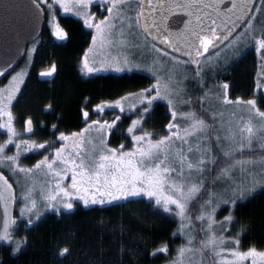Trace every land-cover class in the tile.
I'll return each instance as SVG.
<instances>
[{
	"label": "snow or ice",
	"instance_id": "snow-or-ice-1",
	"mask_svg": "<svg viewBox=\"0 0 264 264\" xmlns=\"http://www.w3.org/2000/svg\"><path fill=\"white\" fill-rule=\"evenodd\" d=\"M47 2V0H44ZM98 7H101L107 15L103 18L97 16L88 9L94 0H53L48 4V11L55 12V5H58L64 12H73L82 18L84 25L89 29H95L96 34L92 37L93 44L99 39L101 46L111 45L112 32L117 28V21L121 26L128 21L127 27L130 33L135 26L141 27L147 33L150 29H156L162 44L172 49L173 53L179 52L182 45H188L190 51L187 55L191 63L195 64V76L200 78V86L203 87L201 73L203 68L199 58L214 46L216 40L221 39L217 34L214 25L217 23L204 12L211 8L217 17L236 15L237 19L247 15L252 7V0H230L231 7L221 11L224 0H95ZM264 7V0L256 6V13ZM160 11L159 20L155 13ZM183 12L189 19L186 21L177 20L176 23H183V28L179 31L169 30V19L177 12ZM135 12L134 18L128 15ZM230 18V16H229ZM255 13L244 23L245 32L252 26ZM206 19L210 23H206ZM143 21V24L141 22ZM195 21V22H194ZM59 39H64L66 33L56 26L54 33ZM134 34V33H132ZM123 35V32H121ZM255 40V51L264 59V38ZM124 43V41H120ZM153 50L163 57H168L173 65V69L179 65H186L188 61L181 60L174 54H170L166 49L157 48L152 45ZM89 51H92L90 48ZM84 68L91 73L94 70L89 66L88 57H84ZM117 71L121 68L117 67ZM152 71V69H149ZM55 71L52 66L50 71L41 72V76H50ZM3 75V73H0ZM155 83L149 88L143 89L134 95L139 101L142 111L139 118L132 121L127 129L131 135V146L126 149L124 144L117 148L110 147L106 134L114 128L120 116H116L112 123L107 120H92L91 124L80 132L72 133L71 136L61 133L59 141L61 146L55 147L54 154L43 155L34 168L19 166L21 145L26 150L45 149V144L29 143L27 140H20L16 143V155H5L7 144L14 143L17 135L16 129L12 126L13 114L11 111V101L15 99V93L19 91L18 77H13L12 82L5 89L0 90V117H7L4 123H0V129H6L8 140L5 145H0V163L10 161L14 170L24 173L26 177H31L34 170L41 172L47 179L44 181V189L41 190L46 208L56 211L63 209L71 210L75 201H82L85 206L89 204H105L127 199L128 197L146 196L154 198L156 206L163 209L165 213H175L180 219L178 229L187 239V244L177 250V257L172 264H245L251 259V264H264V251H257L256 248H249L241 251L240 240L226 238L223 232L228 230V225L233 221L230 214L224 221H217L215 213L219 203L235 204L236 199L244 196L246 192L253 191L257 185L264 186V175L255 178L253 170L255 166H260V171L264 173V156L259 160L251 157L244 158L245 149L252 150L253 141L256 140L261 149H264V111L258 107L256 99L243 101L239 98L235 103H245L251 110H255L254 115L259 117V125L253 124L249 119L247 123L239 127L238 132L228 130V134L221 136L219 131H214V125L208 123L204 116L198 115L195 109L191 108L192 99H185L182 95V80L176 78V72L170 70L165 75H159L157 71H152ZM187 79V77H184ZM225 92L222 97L218 96L223 104H232L233 101L227 95L228 85L224 84ZM259 87V85H258ZM208 97V92L199 97L198 101L203 112L208 113L213 121L216 120V113L209 112L204 108V101ZM129 97H123L127 100ZM158 101H166L171 115V121L166 125L167 134L158 139L152 138V133L147 132L142 127L144 117L153 109ZM178 105H188L187 111L178 109ZM118 108L121 113L125 111V106L121 100L114 104H100L96 107V112L103 113L105 108ZM135 103L129 105V109H135ZM85 120L88 119V112L83 113ZM32 120L28 119L27 131L32 132ZM55 128V125L53 126ZM94 130L97 136L95 141L87 139L86 133ZM140 131L142 134L137 135ZM259 133V135H258ZM239 137V139H237ZM71 141L72 150H68L67 143ZM224 141L229 142V147L225 148ZM91 144L90 150L85 145ZM219 149L223 157L231 159L227 167L220 168L219 174L214 177L212 184L223 180L229 183L232 195L227 199H220L215 202L217 193L212 185L205 184L206 174L211 171L210 165L217 164V157L213 155L212 146ZM234 144L233 148L231 145ZM49 148L54 145L49 144ZM236 152L241 153L239 159ZM225 163V161H221ZM246 172L249 176H254L250 185L245 186L244 180H237L233 176L236 168ZM70 176V183H65ZM0 180H4L5 187L0 190V199L16 200L12 192V185L0 174ZM20 200L23 202L20 218L23 220L25 213H28L26 223H33L32 214L37 208L34 198V188L21 193ZM59 205V207H58ZM174 205L175 209L171 206ZM36 215V219H39ZM16 223V221H12ZM219 225V234L217 230ZM187 229V231H185ZM198 233L203 236L197 240ZM0 239L11 241L12 237L5 227V234ZM17 245L15 251H19ZM68 249H64L67 252ZM167 246L157 249V252H167ZM63 254V253H62ZM156 253H153L155 255Z\"/></svg>",
	"mask_w": 264,
	"mask_h": 264
},
{
	"label": "trees",
	"instance_id": "trees-1",
	"mask_svg": "<svg viewBox=\"0 0 264 264\" xmlns=\"http://www.w3.org/2000/svg\"><path fill=\"white\" fill-rule=\"evenodd\" d=\"M259 4L260 0L254 10ZM255 15L261 20L259 28L251 31L254 35L261 34L256 39L264 38V10ZM59 23L66 33V43L57 45L49 36L43 35L40 39L45 43L35 61V68L54 63L56 78L50 84L31 78L18 104L20 126L23 118L31 119L40 134L35 138L38 143L47 141L46 136H54L56 132L78 131L83 126L82 109L91 112L100 102L108 103L127 96L134 100L135 96L130 94L139 93L154 83L149 75L139 72L81 78L76 64L91 43V33L80 21L70 17H61ZM251 37L252 34L248 43L252 42ZM212 82L224 92L222 86L227 84V94L233 101L237 98L243 101L256 99L257 107L264 111V59L255 51V45H250L229 64H220ZM198 84L194 75L186 85L188 99L193 97L191 108L196 112H200ZM136 109L134 117L138 119L142 107ZM109 113L113 120L120 116L115 124L116 130L108 136L109 146L128 144L130 136L126 131L133 117L116 108L113 113L106 112ZM89 116L92 119V113ZM170 121L166 105L158 101L144 117L142 127L154 138H159ZM51 125H55V133H50ZM35 161L26 157L22 164L32 166ZM221 164L219 161L212 167L206 186L211 185ZM220 208L223 209L216 219L224 221L227 208ZM230 214L234 219L227 227L229 232L236 229L240 236L239 248L264 250V189L237 200ZM32 218L31 225L26 223L27 218L14 220L16 223L9 231L11 241L4 240L0 245V264H163L174 259L176 248L182 241L177 234L179 221L176 216L165 213L154 201L143 198L105 206L76 204L70 211H47L39 219L33 213ZM17 245L19 251H15ZM163 246H167L168 251L157 252ZM65 248L67 252H64Z\"/></svg>",
	"mask_w": 264,
	"mask_h": 264
},
{
	"label": "rangeland",
	"instance_id": "rangeland-1",
	"mask_svg": "<svg viewBox=\"0 0 264 264\" xmlns=\"http://www.w3.org/2000/svg\"><path fill=\"white\" fill-rule=\"evenodd\" d=\"M36 1L43 7L44 11L46 12L45 30L42 34V36L44 35L43 37L49 36V39L51 41H54V42L55 41H57V42L62 41L63 39H59L54 33L56 31L57 25H59V27L61 29H63L60 26L59 20L61 17H65V16L80 21L82 26H84L85 29L87 28L84 25L81 17L75 15L73 12H68V13L64 12V10L62 8H60L58 5H55V9H56L55 12H49L48 11V4L53 3V0H47V2H44V0H36ZM133 3H135V0H133ZM262 10H264L263 7H262ZM88 11L95 14L98 19L103 18V16L107 15L106 12H103L101 7L97 6V3L95 2V0H94V3L88 9ZM254 13L256 14V11L253 9V12L250 15L249 19L252 17V15ZM98 15H100V17H98ZM128 15H130L134 18L135 12H129ZM255 17L256 18L254 20H252L251 28L247 32H245V27H247V26L244 25V27H242L240 29V31L226 45H224L222 48H220L216 52L200 59L201 67L203 68V72L201 73V77H202V82H203L204 86L201 87L200 83L198 84L199 90L197 93V98L204 96L205 92H208V97L204 101V108L208 109L209 112L216 113V120L213 121L211 119V117L208 115V113L203 112L201 110V108H199L200 112H197V114L204 116V118L208 121V123L213 124L214 125V131L218 130L219 134L222 137L228 134L229 129H231L233 132H238L239 127H241L245 123H247V121L249 119H251L253 124L256 126H258L259 122H260L259 117H256L254 115L255 110H251L250 107L245 103H235V101H233L232 98H230L228 96L229 99H231L233 101V103L232 104H223L221 102V100L218 99V96L222 97L224 91L222 89H219V88H218L219 89V91H218L217 87L214 86V83L212 82L213 76L216 72V69H217V67H219L220 64L221 65H224V64L227 65L230 62H232L234 58H236L240 53H242L250 45H255V40L253 39V37L261 36L260 33L254 35L251 31V30H254V29L256 30L259 28L258 23L261 20V18L259 19L257 15H255ZM116 23H117V28L113 30L112 35L110 37V39L112 40L111 45L105 44L104 46H101L99 39L97 40L96 44H93L91 38L93 37V35L96 34V32H95L94 28L92 29L91 38H90L91 43H90L89 47H87L85 49V51L82 54H80L78 63L76 64V69H77L79 75L81 76V78L82 77L83 78H89L91 76L99 75V74L100 75L101 74L121 75V74H125V73L130 74L133 72H139V73H144L146 75H149L153 79V82L155 83V77L152 75V71H157L159 75L163 76L167 72H169L170 70H174L176 72V78L178 80L183 81V84H182L183 93H182V95L185 99H188V93L186 90V85H187V82L189 80H191L192 77L195 75V70H196L197 66L195 64H192L190 60H186V59L179 57L181 60L188 61V63L186 65L182 64V65L176 66L175 69H173V65H172L171 61H169L168 57H163L160 55V53L153 50L152 45L154 43H152L148 39V37L142 32L140 27H137L134 25V27L132 29V33H134V34H132L129 32L128 27H127L128 21H125L122 26H121L119 21H117ZM121 32H123V35H121ZM251 34H252V37H251L252 42L248 43L247 40H248L249 35H251ZM42 36H41V38H42ZM120 41H124V43H120ZM44 43H45L44 39L38 38L35 41V43L32 44L28 48L27 55H26L25 59L23 60L24 62L22 61L23 65L21 64L22 66L20 68L14 69L6 77L4 82L0 83V90H2V89H5L6 87H8L10 85V83L13 80V77H18L20 80V83L18 84L19 91L17 93H15V99L13 101H11V111L13 114L12 126L16 129L17 135L13 138L14 143L7 144V146L5 148L4 154L7 156L16 155V152H17L16 143H18L22 139L29 141V143L40 144V143H38L37 140H34V139L28 140L25 138V137H27V138L30 137L32 135V132L27 131V124H26V122L28 120L27 118H23V121H24L23 126H20V124H19L20 122L18 121V118H17V110H18V104H19L20 98L23 96L25 87H27V84H25L26 82H23V84H22L21 81L23 79V75L25 73L28 75V73L30 71V65H29L30 60L29 59L32 56L33 52L35 50H37L38 47L40 49V47ZM62 45H64V44L61 43L60 46H62ZM155 46L157 48H161L157 45H155ZM255 47H256V45H255ZM90 48L92 49V51H89ZM85 56L88 57L89 66L92 67L93 69H99L98 71L94 70L93 72L89 73L85 70V68H84V57ZM53 65L55 66V72H53L52 75H50V76H41L40 75L41 72L50 71L52 69ZM38 67H41V68L35 69L34 72L31 73L30 78L26 75L25 79L29 78V80H30L31 78H33L36 81H39L41 83L50 84L56 78L57 69H56V65L54 63L45 64L43 66L42 65L36 66V68H38ZM117 67L121 68V71H117L116 70ZM150 68L152 69V71L149 70ZM185 76L187 77V79L184 78ZM197 80L199 82L200 78L197 77ZM263 86H264V84H263ZM193 96H195V95L193 94ZM122 98L119 100H121L125 106L124 112H127V114L129 116L133 117L132 121L137 119L136 117H134V114L136 115V113H137V109L136 108L131 109V110L129 109V105L135 103V101L137 100L136 97L134 98V100L131 98V96H129V98L127 100H122ZM192 99H193V97H192ZM116 101L117 100H115V101L113 100V101H110L108 103H101L100 102L97 105L114 104ZM162 102L166 105L167 111L169 112L167 102L166 101H162ZM97 105L93 108L94 119H91L90 117H88V119L85 120V118L83 117V126L76 132L82 131L85 127H87L88 125L91 124L92 120H100L101 122L107 120L109 123H112L113 119L109 118V116L111 117L110 113L106 114V112L111 111V113H113V110L115 108H107L106 107L105 111L103 113L98 114L96 112ZM198 105H199V103H198ZM136 106H140L139 102H137ZM116 109H118V108H116ZM178 109L181 111H187L189 109V107H187V105H178ZM95 113H97V114H95ZM6 120H7L6 116L0 117V123H4ZM132 121H130L128 123V128L131 126ZM24 123H25V125H24ZM32 128H33V126H32ZM49 129H55V128L53 127V125H51V127H49ZM114 130H116V125L114 126V128L111 131H114ZM126 132H127V135L130 136V139L128 141V144H124V145H125L126 149H129L131 146V135L128 133V131H126ZM61 133H63V132H60V133H58V135H56V138H55V139H57L56 143L59 144V145H55L56 147L61 146V142L59 141V136ZM71 134H69V135L71 136ZM109 134L110 133H107L106 137H105L107 142H108ZM136 134L140 135L142 133L140 131H137ZM166 134H167V128H166V131L164 132L163 135H166ZM258 135H259V133H258ZM86 136H87L88 140L95 141V137L97 136V134L95 133L94 130H90L89 133H86ZM162 136H160V137H162ZM152 138L158 139V138H154L153 135H152ZM237 139H239V137H237ZM7 140H8L7 130L6 129H0V145H5L7 143ZM44 142H47V141H44ZM66 143L68 146V150L71 151L72 150L71 141H68ZM50 144H53V143H50ZM108 144H109V142H108ZM224 145H225V148H228L229 142L224 141ZM231 146L233 148L235 147L234 144H232ZM91 147H92L91 144L86 143V145H85L86 149L90 150ZM113 148H117V147H113ZM46 149H47V151H45V149H38V150L32 149L29 151V150H26L23 145H21L19 166L25 167V168H34V165L40 159H43V155H48L49 153L54 154L55 147L49 148L47 146ZM212 151H213V155H215L217 157V163H219V161H225V163L221 164V168L227 167V164L231 163V159L223 157V155L219 151V149H217L215 147V143H213ZM217 154H219V155H217ZM31 155L34 156V159L36 160L35 163L32 166H27V165L22 164V159H25L26 157L31 156ZM235 156L237 159H239L241 157V153L236 152ZM243 156H244V158L251 157L253 159L259 160V158L261 156H264V149H261L259 147L258 142L256 140H254L252 150L250 151L248 149H245ZM213 166L214 165H210L211 169ZM252 170H253L255 178H259L261 175H264V173H262L260 171L259 165L255 166V168ZM0 171H2L4 174H6V176L8 177L9 181L12 183V185L15 189L16 200H15L14 220H20L21 219L20 213H21V208L23 206V202L20 200V196H21L22 192L29 190V189L34 188V198L36 199V202H37V208L34 211L35 215L40 214L39 216H41L42 214H44L47 211L49 212V211L54 210L52 208H46V206H45V201L42 197L41 190L44 189V181L47 179V177H45L41 172L34 170L31 177H26L24 173H20L18 171H15L11 162L7 161V160L3 161V163H0ZM210 174H211V171L206 174L205 183H206L207 179H209ZM218 174H219V172L215 175V177ZM233 176L237 180L243 179L245 186L250 185L253 178H254V176H249L246 172H242L239 167L234 170ZM65 183H70V176H69V179ZM229 183H231V182H226L223 180L216 181L215 184H212V182H211L213 190L217 193V199L215 202L219 203L220 199H227L232 195L231 189L228 187ZM261 189H264V186L257 185L253 191L246 192L244 194V196L237 198L236 201L239 199L247 198L250 195H252L254 192L261 190ZM133 198H143L145 200L154 201V198L150 199L146 196H138V197H128L127 199H120L117 201H112L111 203L89 204V205H98V206L103 205V206H105V205L115 204V203H119V202H122V201H125L128 199H133ZM76 204L84 205L82 201H78V200L74 202V205H76ZM222 206L227 208V213L225 216H228V215H230V211L232 210L234 205L231 203H228V204L219 203V207L217 208V211L215 213L216 217L220 215V213H221L220 210L223 209L220 207H222ZM58 207H59V205H58ZM171 207L173 209H175L174 205H172ZM60 210L70 211L67 209H63L62 207H60ZM172 214L175 215L174 212ZM27 216H28V213H25L24 218H27ZM176 218L179 221V224L177 227V234L179 235V237L181 238L182 241H181L180 245L176 248V252L174 253V259H176V257H177V250L181 246H185L187 244V239H186L185 235L182 234L178 230L180 228V219L178 216H176ZM216 227H217L218 234H219V225H217ZM235 230H233L231 232H229V230H227L226 232H223V235L226 238H229L230 241L232 239H239L240 236H238V233ZM185 231H187V229H185ZM196 235H197V240H198L200 237L203 236V233H198ZM248 249L249 248H247V249H241L240 248L241 251H247ZM257 251H264V250L262 249V250H257ZM172 261H167L163 264H172ZM245 264H251V259L246 261Z\"/></svg>",
	"mask_w": 264,
	"mask_h": 264
},
{
	"label": "water",
	"instance_id": "water-1",
	"mask_svg": "<svg viewBox=\"0 0 264 264\" xmlns=\"http://www.w3.org/2000/svg\"><path fill=\"white\" fill-rule=\"evenodd\" d=\"M256 1L252 0V7L249 13L241 16L239 19H237L236 15L232 14L217 17L211 8L204 10L205 13L217 20L214 27L221 39L216 40L214 46L210 47L208 52L203 53L199 59L223 47L239 32L245 25L244 22L249 19ZM220 7L222 12L225 8L231 7L230 0H224V3ZM155 16L159 20V10L156 11ZM187 19L189 17L182 11L177 12L169 19V30L179 31L183 28V23L177 24L176 21H186ZM45 21V12L36 0H0V73H3V75H0V81L17 67L25 55L28 44L40 36L45 26ZM210 22V20L206 19V23ZM141 24H143V21ZM142 32L155 45L166 49L169 53L178 57L191 60L187 55L188 51H190L188 45L180 46L181 50L173 53L172 49H168L167 45L161 43L156 29L152 28L147 33L143 30ZM0 174L2 173L0 172ZM5 179L7 178L5 177ZM7 181L8 184H11L8 179ZM4 187V180H0V190H3ZM12 192L16 196L13 185ZM14 213L15 200L6 201L5 199H0V237L4 236L5 227H7L8 232L10 231L13 224L12 221L14 220ZM3 241L4 239H0V245Z\"/></svg>",
	"mask_w": 264,
	"mask_h": 264
},
{
	"label": "flooded vegetation",
	"instance_id": "flooded-vegetation-1",
	"mask_svg": "<svg viewBox=\"0 0 264 264\" xmlns=\"http://www.w3.org/2000/svg\"><path fill=\"white\" fill-rule=\"evenodd\" d=\"M86 30H88V31H90V33H91V31H92V29L90 30L89 28H86ZM42 34H43V32H42ZM42 34H41V36H42ZM40 36V37H41ZM65 39H66V37L62 40V41H60V42H57V41H53L54 43H56L57 45H61V43H63V44H65L66 42H65ZM92 39V38H91ZM35 43V41L33 42V43H31L29 46H28V48L32 45V44H34ZM28 48H27V50H28ZM27 50H26V53H25V56H24V58L21 60V62L19 63V65L17 66V68H20L23 64V60L25 59V57H26V55H27ZM39 47H38V49L37 50H35L34 52H33V54H32V56L30 57V71H29V73H28V75L25 73L24 75H23V79H22V84H23V82H26L25 84H27L28 83V80H29V78H30V76H31V73L34 71V69H40L41 67H38V68H35V61H36V57H37V54H38V52H39ZM23 61V62H22ZM22 64V65H21ZM55 72V71H54ZM26 75L29 77L28 79H25L26 78ZM100 75V74H99ZM94 76H97V75H94ZM6 79V78H5ZM5 79H3L0 83H3L4 82V80ZM94 108V107H93ZM93 108H92V111L91 112H88V114L90 115V113H92V119H94V113H93ZM85 111L82 109V111H81V113H82V115H83V113H84ZM95 114H97V113H95ZM83 117H84V115H83ZM90 118H91V116H89ZM23 120H22V123H21V126H23ZM33 125V131H32V135L30 136V137H25L26 139H34V140H36L35 138H38V137H40V134H39V132H37V130L35 129V124L34 123H32ZM24 125H25V123H24ZM25 127V126H24ZM40 127L41 128H43V126L42 125H40ZM51 127V126H50ZM49 131H50V133L52 132V133H55V129H49ZM64 134H66V135H69V134H71V133H74V132H70V133H67V132H63ZM56 135H58V133L56 132V134L53 136V135H50V136H46V140H47V142H40V143H43V144H45V147H47L50 143H53L52 145H54V147H56L55 145H59V144H57L56 142H57V139H55L56 138ZM70 136V135H69ZM38 141V140H37ZM51 141V142H50ZM56 143V144H55ZM54 147H52V148H54ZM28 157H30V158H33L34 159V156H28Z\"/></svg>",
	"mask_w": 264,
	"mask_h": 264
}]
</instances>
